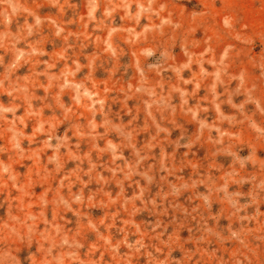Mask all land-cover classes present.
Returning <instances> with one entry per match:
<instances>
[{"label": "rangeland", "instance_id": "rangeland-1", "mask_svg": "<svg viewBox=\"0 0 264 264\" xmlns=\"http://www.w3.org/2000/svg\"><path fill=\"white\" fill-rule=\"evenodd\" d=\"M0 264H264V0H0Z\"/></svg>", "mask_w": 264, "mask_h": 264}]
</instances>
